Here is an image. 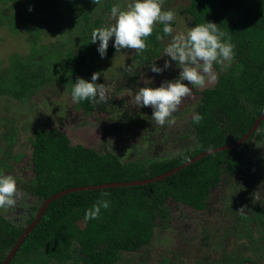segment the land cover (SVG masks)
<instances>
[{
	"label": "trees",
	"instance_id": "obj_1",
	"mask_svg": "<svg viewBox=\"0 0 264 264\" xmlns=\"http://www.w3.org/2000/svg\"><path fill=\"white\" fill-rule=\"evenodd\" d=\"M60 1H65L64 7L57 0H0V34L6 31L21 45L8 55V65L0 66V103L11 99L30 104L39 92L50 90L52 94L53 83L71 96V86L77 77L91 80L96 72L100 75L96 82L104 83L101 63L108 61L115 50L110 40L107 55L101 58L97 51L99 41L91 43V32L108 25L114 1ZM61 9L69 19L66 22L62 19L66 26L59 32L56 29L62 26V21L60 24L56 18ZM187 13L193 26L212 21L228 33L235 45V57L214 65L216 83L200 91L191 106L192 113L199 112L203 119L199 124L193 123V115L189 121L183 119L188 127L185 126L182 138L188 137L189 142L177 155L164 159L153 155L157 146H168L169 140L163 139L170 135L167 134L170 122L153 128L151 125L157 123L149 110L130 109L127 99L117 100L104 83L105 102H74L75 107L87 115H95L105 125L104 136L137 141L135 146L118 155L106 148V142L102 150H97L83 144L73 145L70 137L58 128L33 129L26 141L31 152L28 168L32 170L26 181L15 175L22 166L12 164L21 157L14 146L21 130L32 129L33 124L21 128L0 113V171L17 179L20 192L37 199L27 210L24 226H18L0 210V264L53 195L74 187L132 182L165 174L205 151L240 140L263 114L264 0H189ZM158 34L163 35V25L155 27L146 50L135 52L123 65V80L118 81L117 90L127 89V83L142 75L153 77L155 83L178 75L175 62L162 74L150 71L153 60L158 58L155 63L163 66L168 59L161 57L164 41L156 39ZM64 37L77 39L79 46L64 51ZM51 94L42 101L43 109L64 116L69 102H52ZM263 138L264 121L251 139ZM250 169L252 165L245 163L238 148H232L206 156L161 181L65 194L48 206L10 264H127L129 254L142 257L156 232L171 226L172 204L207 211L212 191L222 184L225 175H241ZM259 173L264 178V169ZM104 193L109 194L105 198L111 201L110 208L101 209L98 219L85 221V210ZM256 209L254 227L239 216L233 228L235 241L248 240L249 248L257 256L244 257L239 264H258L264 259V209L258 206ZM204 233V239L212 237L211 230ZM233 257L231 253L224 262L200 263L234 264L237 258ZM163 262L169 264L167 257ZM137 264L143 263L139 260Z\"/></svg>",
	"mask_w": 264,
	"mask_h": 264
},
{
	"label": "rangeland",
	"instance_id": "obj_2",
	"mask_svg": "<svg viewBox=\"0 0 264 264\" xmlns=\"http://www.w3.org/2000/svg\"><path fill=\"white\" fill-rule=\"evenodd\" d=\"M113 1L114 4H119L122 9L126 8L129 2V0ZM57 3L61 4L62 7H64L63 4L65 5V1L61 2L57 0ZM188 6L189 0H163V8L165 10L171 9L177 14L176 21L173 24L174 33L185 31L187 27L193 26L192 18L187 13ZM64 12L61 9L57 14L56 19L60 24L66 16ZM66 19L69 18H65V22ZM110 23H114V20L109 15L108 24ZM53 25L56 26V23H53ZM65 26L66 24L62 21V26L56 30L62 32L65 30ZM5 32L3 30L0 34V66L2 67L8 65V55H11L14 53V50L21 47L13 37L7 35ZM63 41L64 45L62 49L64 51L75 49L79 46L77 39L72 41L69 37H64ZM165 43L166 41H164ZM114 50L112 57L108 61L101 63L103 77L105 79L104 83L108 85V91L110 93H115L114 97L117 100L125 97L129 102L130 109L141 110V107L136 105L134 99L138 86H144V80L141 77H137L133 83H127V89L117 90L118 81L123 80L125 67L123 65H126V62L132 59V56L135 54V49H122L121 52H117L115 48ZM144 79H151L153 81L154 78L148 76V78L144 77ZM160 83L161 80L158 79L156 83L153 82L152 86L156 84L159 86ZM215 83L216 81L207 82L203 87L193 88V95L191 97H185L178 110L169 118L171 122L168 125L167 134L182 133L186 129L185 126L187 125L183 124L185 123L183 119L189 121L191 115H193L191 110L192 103L197 100L200 91L213 86ZM52 86L55 88L52 94L50 90H47V92H39L30 104L17 103L11 99L1 101L0 103V113L2 115L5 114L8 119L14 120L21 128L28 127L30 123L33 124L32 129H22L23 132L21 130L15 142L14 150L19 155L21 154V157L18 162L13 161L12 164L16 167L22 166L21 172L16 173V176L20 175V178L26 181L32 176V170L28 168L31 152L26 148V141L33 129L58 128L70 137L73 145L83 144L87 147H95L97 150H102L106 142V148L114 151L118 155L125 154L127 152L125 151L126 148H133L135 146L137 141L128 142L126 139L118 138L117 136H104L105 125L95 115L85 114L83 110L75 107L71 96L64 89L59 90L56 83H53ZM50 94L52 98L49 99L52 102H69V108L64 116L56 115L52 111L47 112L43 109L44 104H42V101L46 100ZM144 109L149 110L150 113L153 112L151 106H145ZM151 126L153 128L161 127L158 124ZM104 138H107L106 141ZM256 143V141L251 142L250 149L247 151L244 148L242 150L244 154H249L251 150H259L264 153V141L258 144L260 147H256ZM252 147L253 149H251ZM166 148L160 154L161 156L163 153V159L177 155L181 147L178 146L171 149L168 145ZM242 151L241 153L244 156ZM249 158H251V155ZM260 164H264V162ZM260 164L258 163L257 165ZM258 169L259 166L254 167V171ZM256 178L258 182L264 181L260 173H257ZM231 185V189L226 185L214 190L210 198L209 209L204 212L196 211L188 206H176L172 204L170 228L156 232L151 246L142 257L139 254H129L126 259L128 261L127 264H137L139 260L143 264H164L163 260L166 257L169 264H202L200 262L213 263L216 260L224 262L226 260L225 257L227 258L231 253L235 257H242L247 254V251L251 250L249 248V241L245 239L235 241L233 228L236 227L238 215L253 214L251 212V205L254 203V194L250 193L247 199L245 198L244 190L241 189V186L244 185L242 181L234 180ZM258 187L261 188L262 186L259 184ZM259 196L261 197V195ZM36 202L37 199L35 197L20 192L15 208L10 210L9 214L5 215V217L8 216L16 220L19 226L25 225L27 210ZM228 203H230V206H228ZM241 208L243 210L239 211ZM7 212L5 211V214ZM252 222L254 223L253 220ZM206 229L211 230L212 237L204 241L203 238H206L204 233Z\"/></svg>",
	"mask_w": 264,
	"mask_h": 264
},
{
	"label": "clouds",
	"instance_id": "obj_3",
	"mask_svg": "<svg viewBox=\"0 0 264 264\" xmlns=\"http://www.w3.org/2000/svg\"><path fill=\"white\" fill-rule=\"evenodd\" d=\"M99 3V0H94ZM32 8L29 7V11ZM176 12L163 8V0H129L126 8L114 4L110 9V17L114 23L96 27L91 32V43H98L97 51L101 58L107 55L109 41L117 52L122 49H135L144 52L148 47V38L157 25H163V35L156 39L166 41L163 47L165 59L163 66H158L153 60L150 71L162 74L175 62L179 69L174 79L163 80L159 86H152L151 79L144 80V86H138L135 92V103L139 107L151 106L152 117L158 125L170 121V117L178 110L185 97L193 95V88L203 87L207 82L217 80L214 65L230 62L235 57V45L231 36L222 31L217 23L205 21L187 27L185 31L173 32ZM127 54V53H126ZM159 57V58H161ZM99 72L93 73L91 80L77 77L72 83L70 95L74 102H89L99 104L107 100V89L104 83H97ZM187 81L188 83H184ZM202 114H193V123L199 124ZM104 193L90 208L85 210L84 220H95L101 215V209L107 210L111 201ZM20 196L17 179L0 171V210L10 211L15 208ZM243 210L241 208L239 211Z\"/></svg>",
	"mask_w": 264,
	"mask_h": 264
},
{
	"label": "flooded vegetation",
	"instance_id": "obj_4",
	"mask_svg": "<svg viewBox=\"0 0 264 264\" xmlns=\"http://www.w3.org/2000/svg\"><path fill=\"white\" fill-rule=\"evenodd\" d=\"M184 133H185V131H183L182 133H178V134H176L174 136L173 135H167L164 138V141L169 140L168 145H169V147L171 149L172 148H175V147H178V146L183 147L186 144H188V142H189V138L188 137H186V139L185 138H182V136L185 135ZM252 136L246 142H244L243 144L235 147V148H238L239 153H241V151L244 150V148H245V151L249 150L250 149V143L251 142H255L256 141L257 142L256 143V145H257L256 147H258L259 146L258 144L259 143L261 144L264 141V138H263L262 141H259V140H256V139H251ZM166 147L167 146H165V147H163V146L158 147L157 146L156 150L153 152V155L155 157L160 156L161 151L163 149H165ZM166 149H168V148H166ZM251 149H253V147ZM243 154H244V152H243ZM162 155H163V153H162ZM162 155L160 157H162ZM250 155H251V158H249ZM254 155H256V157ZM243 159H244L245 163H247V162L250 163V165H252L253 169H250L249 172L242 173L241 175H231L230 177L225 175L224 178H223V182H222V184L219 187L226 186L227 185L228 188L231 189L232 188V185H231L232 181L237 180V181H242L243 184H244V185L241 186V189L244 190L245 198L246 199L249 196L248 194H250V193H253L254 194V198H253L254 203L251 205L252 206L251 207V212H253V214H246V215H238L237 216V218L239 216L245 217L248 221H250L249 222V224H250L249 226L254 227L255 225L252 222V220L253 221L255 220L256 211H257L256 206H258L260 209H264V195H263L264 194V182H258L257 181V178H256L257 173H259V170L260 169H264V164H260V163H263L264 162V153L262 151H259V150H257V151L251 150V152L249 151V154L248 153H245L244 154ZM258 163L261 166L260 165H257ZM257 166H260V168L258 170H256V171H254V167H257ZM244 169H245V167H244ZM251 171L256 172V174L253 173V175H252ZM259 184L262 186L261 188L258 187ZM259 195H261V197ZM228 205L230 206V203H228ZM3 214H4V216L5 215H8L9 214V211L5 214V211L3 210ZM8 219L12 220L14 223H16L18 225V223H17L16 220L11 219L9 217H8ZM22 226H24V225H22ZM203 240L205 241L206 239L203 238ZM240 240H242V239H240ZM244 248H246V247H244ZM244 257H250V258H255V259L257 258V256L255 255V253H253L251 250H248L247 251V254L243 255L242 257H236L237 259H236V261H234V264H239L242 261V258H244ZM234 258H235V256L233 257V259ZM238 260H239V262H238ZM258 264H264V259H263V261H260Z\"/></svg>",
	"mask_w": 264,
	"mask_h": 264
},
{
	"label": "water",
	"instance_id": "obj_5",
	"mask_svg": "<svg viewBox=\"0 0 264 264\" xmlns=\"http://www.w3.org/2000/svg\"><path fill=\"white\" fill-rule=\"evenodd\" d=\"M264 121V112L263 114L257 119V121L255 122V124L253 125V127L249 130V132L240 140L218 147V148H214L208 151H205L199 155H197L196 157L188 160L187 162L183 163L182 165L170 170L169 172L156 176L154 178H150V179H146V180H138V181H132V182H112V183H106V184H100V185H89V186H80V187H74L71 189H67L64 190L60 193H57L55 195H53L52 197H50L49 199H47L43 206L40 209V212L37 216V218L25 229V231L23 232V234L21 235V237L18 239V242L16 243L15 247L12 249V251L9 253V255L7 256L6 260L4 261L3 264H10V262L14 259V257L16 256L18 250L20 249V247L23 245L24 241L26 240V238L28 237V235L34 230V228L39 224V222L41 221L42 217L45 214L46 209L48 208V206L55 201L56 199H58L59 197H62L65 194H69L72 192H78V191H85V190H99V189H106V188H112V187H121V186H134V185H142V184H149V183H153V182H157V181H161L164 180L168 177H171L173 175H175L176 173L184 170L185 168L193 165L194 163L198 162L199 160L203 159L206 156H209L211 154L217 153V152H221V151H225V150H229L232 148H235L241 144H243L244 142H246L260 127L261 123Z\"/></svg>",
	"mask_w": 264,
	"mask_h": 264
}]
</instances>
